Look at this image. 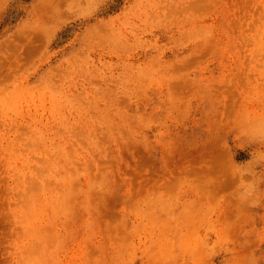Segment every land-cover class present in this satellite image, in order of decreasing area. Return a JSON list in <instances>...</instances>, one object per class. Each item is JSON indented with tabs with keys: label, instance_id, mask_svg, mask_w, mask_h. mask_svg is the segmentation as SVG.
Returning a JSON list of instances; mask_svg holds the SVG:
<instances>
[{
	"label": "rangeland",
	"instance_id": "obj_1",
	"mask_svg": "<svg viewBox=\"0 0 264 264\" xmlns=\"http://www.w3.org/2000/svg\"><path fill=\"white\" fill-rule=\"evenodd\" d=\"M0 264H264V0H0Z\"/></svg>",
	"mask_w": 264,
	"mask_h": 264
}]
</instances>
